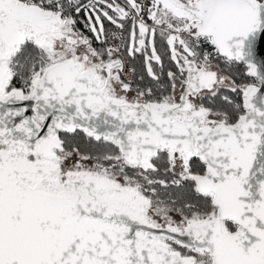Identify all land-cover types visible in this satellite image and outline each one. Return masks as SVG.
I'll use <instances>...</instances> for the list:
<instances>
[{"label": "snow or ice", "instance_id": "1", "mask_svg": "<svg viewBox=\"0 0 264 264\" xmlns=\"http://www.w3.org/2000/svg\"><path fill=\"white\" fill-rule=\"evenodd\" d=\"M0 264H264V0H0Z\"/></svg>", "mask_w": 264, "mask_h": 264}]
</instances>
